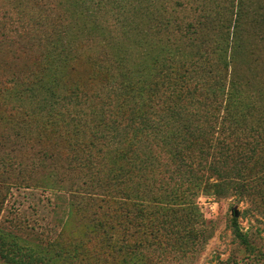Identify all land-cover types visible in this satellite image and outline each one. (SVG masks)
<instances>
[{
  "label": "trees",
  "instance_id": "obj_1",
  "mask_svg": "<svg viewBox=\"0 0 264 264\" xmlns=\"http://www.w3.org/2000/svg\"><path fill=\"white\" fill-rule=\"evenodd\" d=\"M75 1L84 18L76 20L82 34L87 31L105 37L102 24L112 19L119 27L115 37L109 36L110 44L119 39L120 50L127 55L132 47L123 43H134L131 38L136 37L138 51L152 53L151 64L157 68L135 86L131 73L114 77L116 71L131 68L125 59L122 65L93 62L92 75L86 80L92 86L101 82V88L95 87L92 93L79 89L74 84L78 80L71 77L76 67L72 23L55 8L63 0H7L13 13L0 19V53L12 51L17 56L0 58V108L30 118L40 113L45 125H74L88 135L78 141L84 154L79 174L86 180V192L69 189L77 192L74 199L83 196L79 201L96 204L104 217L94 225L93 237L83 233L82 242L98 241L118 255V264H143L146 241L117 246L118 237L109 234L114 226L104 218L110 220L118 211L127 216L136 207L141 213L136 227L147 235V229L163 230L169 224L165 212L182 206L192 208L182 221L191 224L196 218L194 202L200 195L247 197L264 214V80L257 74L261 66L264 72V53L249 50L247 41L254 38L242 36L244 0H227L229 16L216 19L172 15L173 10L199 12L200 0ZM259 17L262 26L264 16ZM149 37L165 38L170 47L153 56L157 48ZM36 51L39 57L29 55ZM241 60L250 68L241 69ZM64 68L70 69L72 81L62 74ZM3 157L4 174L16 171V161L19 168L17 184L4 175L0 181V209L4 187L7 191L10 187L32 188L24 181L27 168L30 174L49 170L60 176L56 165L31 160L20 170L21 160L8 154ZM46 158L53 160L52 155ZM159 202L163 211L160 216L155 212L154 218L150 215L148 225L147 205ZM75 207L85 212L86 206L76 203ZM231 228L248 246L236 219ZM186 236L196 240L193 229ZM149 254L157 256L158 252ZM0 256L5 259L1 251ZM79 261L77 254H67L64 264Z\"/></svg>",
  "mask_w": 264,
  "mask_h": 264
},
{
  "label": "rangeland",
  "instance_id": "obj_2",
  "mask_svg": "<svg viewBox=\"0 0 264 264\" xmlns=\"http://www.w3.org/2000/svg\"><path fill=\"white\" fill-rule=\"evenodd\" d=\"M227 7V0H200L199 12L173 10L172 15L178 18L185 15L184 17L188 18L187 14H189V17L193 19L195 16L197 19H201L202 16L216 19L225 14L229 16ZM55 8L58 14L68 17L72 23L70 29L73 31L72 37H75L74 46L77 53L74 54L76 67L71 77L78 80L74 84L79 85L77 86L79 89L92 93L95 87L101 88V82L92 86L86 80L89 75H92L93 62L106 66L111 63L122 65V59H125L131 68L126 71L123 69L116 71L114 77L117 78L118 74H123V72L131 73L136 83L135 86L140 84L142 77H148L157 72V68L151 64L152 53L145 51L140 53L135 43L136 37L131 38L135 45L130 42L123 43L132 47V51L127 55L120 50L123 45L119 39L113 42L114 44H110L113 40L109 36L115 37L117 35L115 28L119 27L112 19L104 20L102 25L105 27V37L97 38L87 31L82 34L79 30V22L76 20L82 15L75 0L73 2L63 0V3L59 6L55 5ZM19 11L20 7H17V12ZM9 13H13V7L7 3V0H0V19ZM260 15L264 16V0H244V14L241 20L244 23L242 36L248 35L254 38L255 41L252 38L247 41L246 46L249 50L254 49L258 53L259 51L264 53V34L261 33L264 25H260L263 21ZM23 22L26 23L27 20ZM157 38L149 37L152 45L157 48L154 49L156 52L153 56L159 55L160 51H165L170 47L166 45L167 39L156 40ZM172 40L170 42L173 44ZM29 55L39 57V52H29ZM4 56L11 60L17 54L14 55L12 51L5 50L0 53V58H5ZM239 64L243 70L250 68L247 61L241 60ZM261 67L257 74H260V78L264 80ZM109 68L114 69L112 66ZM61 72L65 78L72 81L69 74L70 69L64 68ZM42 118L44 116L40 113L30 118L24 115L17 116V114L3 111L0 108V156L4 158L3 156L8 154L13 155L18 161L21 160L20 170L24 166L27 167L26 164L31 160L34 164L47 162V166L56 165L60 175H52L49 170L30 174L27 168L24 181L32 184V188L10 187L8 191L4 190L6 187L1 189V196L3 194L6 196H4L3 206L0 209V251L5 256V259L0 256V264H22L23 262L26 264H64L67 254L73 256L77 254L80 257V264H94L96 261L100 264H118V255L110 253L98 241L94 240L87 244L82 242L83 233H88L89 237H93L95 235L94 225H97L104 217L98 211L96 204H84L79 201V197L83 196L74 199L78 191L86 192L84 184L86 180L83 175L79 174V169L83 167L80 161L83 160L84 154L78 147V141L79 139L86 140L88 135L79 127L75 128L74 125H45ZM99 129L102 128L99 127ZM25 141H29L33 146L32 144L31 146L24 145ZM21 144L25 148H17ZM50 155L53 160L46 158ZM107 157L109 158V154ZM15 165L16 171L10 174H4L0 167V181L4 175L10 181L15 180L17 184V169L19 168H17V161ZM59 179H64L66 182L59 184ZM45 184L50 187H42ZM60 185L64 188L61 189ZM76 203L81 207L86 206L85 212L76 208ZM163 207L161 202L147 205L149 216L145 218L148 225L151 224V216L154 218L155 212H158L156 215H161ZM191 209L182 206L176 211L172 209L166 211L164 217L169 224L158 232L155 230L151 232L147 229V235L140 234L143 231L136 227L139 221L137 217L141 214L137 213L136 207H133L132 212L127 216H124V211H118L110 220L106 218L104 220L110 221L109 226H114L112 231H107L118 237L117 246L124 242L134 244L139 239L146 241L143 247V253L146 254L143 264H264V214L252 205L249 198L239 199L236 195H229L217 199L200 195L194 202L193 209L196 218L191 224L185 225V221H182ZM94 214L98 217H92ZM83 216L88 218L83 219ZM95 219L99 220L94 222ZM232 219L237 220L239 232L248 240V246L235 236L231 228ZM191 229L194 230L196 240L187 239L186 235ZM185 231H187L186 235ZM151 251H157L158 255H150Z\"/></svg>",
  "mask_w": 264,
  "mask_h": 264
},
{
  "label": "water",
  "instance_id": "obj_3",
  "mask_svg": "<svg viewBox=\"0 0 264 264\" xmlns=\"http://www.w3.org/2000/svg\"><path fill=\"white\" fill-rule=\"evenodd\" d=\"M235 217H237V213H235Z\"/></svg>",
  "mask_w": 264,
  "mask_h": 264
}]
</instances>
